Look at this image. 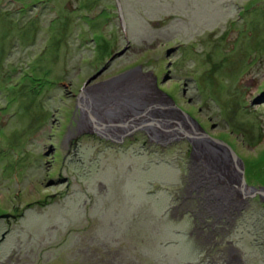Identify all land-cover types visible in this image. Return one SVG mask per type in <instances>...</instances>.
Returning a JSON list of instances; mask_svg holds the SVG:
<instances>
[{"label":"rangeland","instance_id":"1","mask_svg":"<svg viewBox=\"0 0 264 264\" xmlns=\"http://www.w3.org/2000/svg\"><path fill=\"white\" fill-rule=\"evenodd\" d=\"M121 1L126 31L116 0H0V264H264L260 196L224 224L184 211L187 137L76 128L82 89L127 47L90 84L143 66L264 186V0Z\"/></svg>","mask_w":264,"mask_h":264},{"label":"water","instance_id":"2","mask_svg":"<svg viewBox=\"0 0 264 264\" xmlns=\"http://www.w3.org/2000/svg\"><path fill=\"white\" fill-rule=\"evenodd\" d=\"M116 5L121 25L126 31L127 19L123 3L116 0ZM127 49L126 47L115 54L104 68L93 75L87 82L90 86L82 89L78 96V107L89 113L95 131L102 137L108 138L114 134L118 137L120 134V138H123L136 130H143L152 138L150 140L161 144L187 137L193 144V156L198 158V181L208 188L211 210L223 213L232 195L242 199L260 196L264 201V186L248 184L244 161L231 145L199 130L194 123L195 119L184 112L173 99L165 94L164 97L157 95L158 92H163L159 88L158 77L153 72H144L143 66H138L102 82L90 84ZM147 76L153 78L151 89L147 86ZM175 115L182 119L186 116L188 124L179 123L174 118ZM205 156L206 159H203ZM217 176L221 177V182ZM240 198H236L237 201Z\"/></svg>","mask_w":264,"mask_h":264},{"label":"flooded vegetation","instance_id":"3","mask_svg":"<svg viewBox=\"0 0 264 264\" xmlns=\"http://www.w3.org/2000/svg\"><path fill=\"white\" fill-rule=\"evenodd\" d=\"M77 110H83L86 113V115H89V113L85 109H82V108L78 107V101H77ZM89 121H90V123H92V120H91L90 116H89ZM80 127L81 126L79 124H77L76 128H80ZM76 128H75V132H76ZM80 131H81L80 129H77L78 133H76V134L78 136L81 135V133H82ZM75 132L73 133V135L75 134ZM141 133H146V132L143 131V130H136L133 133H130V134L126 135L123 138H120V136H121L120 134L118 135V137H115V134H114V136L113 135L109 136L110 138L109 137L108 138L104 137V138L108 139L109 141H111L113 143H117L118 145L121 146L128 139L131 140V141L139 140L137 135H139ZM76 134L74 135V138H77ZM150 139H152V138H150ZM189 176H190L189 184H188V188H186V190H188V194L189 195H187L185 198H183L184 202L182 203V205H184L185 208H186L184 211H188V210H190L192 208H197V209L200 210V214L201 215H210L213 220H215L216 222H220L219 224H221V223L224 224L226 219H229L230 215L235 214V212L238 213L237 210H239L241 208L243 209V208H245V206H247L246 209H248V205L251 204L246 199H244V201L240 204V206L238 205V206H235V208L234 207L230 208L231 210H230V214L229 215H225V216H221L222 214L216 215L214 212H211L212 211L211 209H209V204L208 203L210 202L211 199H210V197L208 195V192H207L208 188L205 185L199 183L198 178H197V173H196L195 170L192 169L190 171ZM195 182H197V186L193 187V185H191V184L195 183ZM201 186H204V187H201ZM206 203H207V205L204 206ZM228 251H231V249H229V248L226 249V252H228ZM232 255H233V253H231V256ZM241 262H242V260H241L240 257L236 258L235 264H242Z\"/></svg>","mask_w":264,"mask_h":264},{"label":"bare ground","instance_id":"4","mask_svg":"<svg viewBox=\"0 0 264 264\" xmlns=\"http://www.w3.org/2000/svg\"><path fill=\"white\" fill-rule=\"evenodd\" d=\"M149 101H150V99H149ZM82 111V113H83V117H82V122L80 123V126H84V127H86L87 128V130H85V133L84 134H86V133H88V134H91V135H93V134H97V135H99L96 131H95V128L92 126V123H90V121L88 122L87 121V119H89V115H86V113L83 111V110H81ZM174 118L179 122V123H183L182 122V119L179 117V116H174ZM166 125V124H165ZM99 137H101V138H104V137H102L101 135H99ZM189 139V138H188Z\"/></svg>","mask_w":264,"mask_h":264}]
</instances>
